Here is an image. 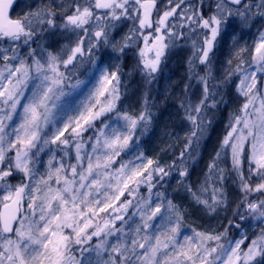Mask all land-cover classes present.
<instances>
[{"label":"snow or ice","instance_id":"6c2138e0","mask_svg":"<svg viewBox=\"0 0 264 264\" xmlns=\"http://www.w3.org/2000/svg\"><path fill=\"white\" fill-rule=\"evenodd\" d=\"M161 95L170 162L142 150ZM0 264H264V0H0Z\"/></svg>","mask_w":264,"mask_h":264},{"label":"trees","instance_id":"16d2710c","mask_svg":"<svg viewBox=\"0 0 264 264\" xmlns=\"http://www.w3.org/2000/svg\"><path fill=\"white\" fill-rule=\"evenodd\" d=\"M179 59H174L170 63L167 70L170 71L166 76L171 79L168 81L161 80L158 85L159 92L163 94L166 83L178 85L175 88V92L178 94L180 87H182L183 76H184V63L181 53L179 54ZM180 67V68H179ZM84 72V71H82ZM134 79H138L134 78ZM126 106H135L129 110H138V95L136 92L135 82L129 85V96L128 99L124 101ZM160 108L158 113V118L154 123L153 129L144 138L142 143V150L146 157L151 159H159L161 162L171 161V159L178 154L182 143L183 137L188 130L187 124H182L180 117L177 115L176 104L177 101L173 96L169 95L167 100L163 95L160 96L159 100ZM223 126L218 125L216 131L212 132L211 138L207 141L204 151L202 152L203 159L199 161L198 166L192 171L190 180L195 183L200 177L205 164L208 162L209 154L212 152L213 148L217 143L218 136L222 133ZM126 159V156L124 157ZM177 187V181L173 179L171 181V187L168 191L175 198L176 202L182 204L189 212L190 218H194L195 221L199 223V229L203 230L205 226H216L218 221L212 216L202 214L195 205L186 198V194L183 190L179 193L173 191ZM230 198L235 195L234 189H229ZM224 213H221L223 216ZM187 231V234H191Z\"/></svg>","mask_w":264,"mask_h":264},{"label":"rangeland","instance_id":"374dc122","mask_svg":"<svg viewBox=\"0 0 264 264\" xmlns=\"http://www.w3.org/2000/svg\"><path fill=\"white\" fill-rule=\"evenodd\" d=\"M16 11L19 12V11H20V8H17ZM14 15H15V13H14ZM246 39H247V42H248L249 44H251V43L253 42V40L255 39V37H254V36H249V37H247ZM181 55H182V58H184V57L186 56V53H181ZM86 67H90V66H86ZM179 68H180V67H179ZM80 71H81V72L84 71V68H81ZM169 72H170V71H168L167 73H169ZM167 73H166V74H167ZM85 78H86L85 75H81V76H80V79H85ZM124 104H126V103H124ZM125 106H126V105H125ZM123 159H124V157H123ZM127 159H128V157H126L125 160H127ZM187 223H188V225L190 226V229L200 230V229H199V223H198L197 221H195L194 218H190V217H188V219H187ZM190 229L188 230V232L191 233Z\"/></svg>","mask_w":264,"mask_h":264}]
</instances>
